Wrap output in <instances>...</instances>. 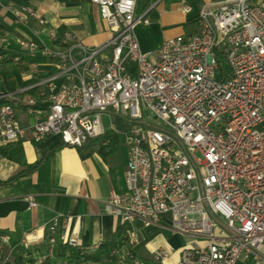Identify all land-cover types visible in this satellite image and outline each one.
I'll use <instances>...</instances> for the list:
<instances>
[{"label": "built area", "instance_id": "2783aa9c", "mask_svg": "<svg viewBox=\"0 0 264 264\" xmlns=\"http://www.w3.org/2000/svg\"><path fill=\"white\" fill-rule=\"evenodd\" d=\"M88 1L111 33L102 45L85 46L68 33L52 37L63 48L40 49L36 29L17 39L28 55L51 58L54 70L15 93H0L23 94L33 119L23 126L12 105L0 106V145L29 132L35 142L58 134L81 147L105 133L102 114L123 117L130 124L124 188L111 190L104 202L130 240L111 251L117 263L146 264L135 247L141 228L156 225L186 239L178 248L165 242L153 250L156 264L173 254L172 264H264V0L205 2L195 29L149 52L134 28L149 24V11L162 0L140 14L136 0ZM181 1L185 14L192 11ZM11 11L19 24L45 23L30 4ZM26 200L29 208L37 205L32 196ZM8 242L0 233V247ZM59 245L81 248L58 230L56 216L43 249L34 248L36 262Z\"/></svg>", "mask_w": 264, "mask_h": 264}, {"label": "crops", "instance_id": "0c3cea01", "mask_svg": "<svg viewBox=\"0 0 264 264\" xmlns=\"http://www.w3.org/2000/svg\"><path fill=\"white\" fill-rule=\"evenodd\" d=\"M186 1L192 5V9L195 8L196 16L199 2L203 4L210 0ZM29 4L43 18L44 25L34 19H30L26 26L17 23L11 11L14 5L0 0V25L3 32L0 45L4 51L0 74L5 76L8 92L15 93L54 70L51 58L40 53L30 56L25 50L13 51L19 48L17 39L33 36L32 29L38 30L35 40L40 49L63 48L52 37L59 38L68 33L88 47H98L111 36L97 5L88 0H29ZM157 7L160 16L170 13L186 15L182 11L181 0H162L152 9ZM189 19L183 20L179 32L164 37L157 46L168 37L195 29V24L185 25ZM9 58H12L11 61L5 62ZM22 98L23 94H14L8 99L13 101L19 122L29 126L33 119L25 113ZM123 147L120 133L119 142L107 148L104 155L90 145L68 146L58 134L35 142L27 132L23 139L0 145V231L9 236L5 249L13 254L33 253L34 248L43 249L48 224L56 216L58 230L74 237L81 247L92 250L100 243L113 239L119 219L105 211L104 202L111 190L122 191L124 188L128 150L126 148V152H123ZM28 196L35 198L36 206L28 207ZM180 237L156 225L141 228L140 256L151 258L152 251L165 242L178 248L181 246ZM60 247L55 248L52 258ZM176 255L173 254L165 264H172ZM55 260V264L65 263L64 259ZM238 264L255 262L242 259Z\"/></svg>", "mask_w": 264, "mask_h": 264}, {"label": "trees", "instance_id": "16d2710c", "mask_svg": "<svg viewBox=\"0 0 264 264\" xmlns=\"http://www.w3.org/2000/svg\"><path fill=\"white\" fill-rule=\"evenodd\" d=\"M10 2L14 7H20L22 5L29 4V0H5ZM154 0H136V14H140L146 10ZM202 2H199V7ZM198 5V4H197ZM197 16H193L186 21L185 25L195 24ZM2 26L0 25V36L2 35ZM57 43V42H56ZM3 46L0 45V54H3ZM12 58L5 59V62L11 61ZM222 63L223 60H222ZM224 67V65H222ZM0 93L8 92L9 90L5 87V76L0 74ZM32 92V91H31ZM10 104L13 106V101L10 99L0 98V106ZM119 142V133L113 131H107L103 135L90 139L86 145L94 147L100 154L104 155L105 150L111 145H115ZM51 153V152H50ZM49 155V154H48ZM47 155V156H48ZM45 156V157H47ZM37 165L33 166L35 168ZM0 233H3L0 231ZM123 228L118 227L116 234L113 239L107 242H102L96 246V248L89 250L88 248H77L62 245L60 250L54 255V258L47 257L41 263H37L33 256V253H10L5 248L0 247V264H55V259L65 260L64 264H82L87 262H94L97 264H115L116 258L110 253L113 249L120 248L124 244ZM141 243L135 247L136 254L139 256V249ZM146 264H156L148 256L143 258Z\"/></svg>", "mask_w": 264, "mask_h": 264}, {"label": "rangeland", "instance_id": "374dc122", "mask_svg": "<svg viewBox=\"0 0 264 264\" xmlns=\"http://www.w3.org/2000/svg\"><path fill=\"white\" fill-rule=\"evenodd\" d=\"M195 12L196 10L195 8H193L192 11H190L184 16L179 15V13H170L169 15H166V16H160L158 14L159 7L152 9L148 15V19L150 21L149 24L145 25V24L140 23V24H137L134 28V34L138 42L140 43L141 49L143 51H152V50L158 49L161 45L160 44L159 46H157L159 41L162 40L166 36L173 35L179 32L181 29L180 24L183 22V20L188 19L189 17L190 18L193 17ZM18 47L19 48H14L13 51L20 52L24 50L19 45ZM0 55H1L0 62H2L3 61L1 60L2 54ZM101 123H102L104 130L106 131L114 130L117 133L121 134V143L124 146L122 148V151L126 152L127 147L124 143V132L130 126L127 119L120 117L118 115L102 114ZM129 242L130 240L127 238L124 240V244L126 245ZM180 243H181V246L186 243V239L182 236L180 237ZM139 254L142 255L141 253ZM115 264H118L117 261H115Z\"/></svg>", "mask_w": 264, "mask_h": 264}]
</instances>
